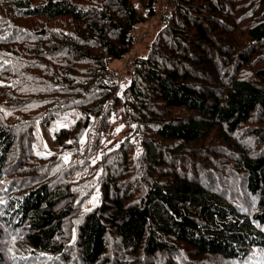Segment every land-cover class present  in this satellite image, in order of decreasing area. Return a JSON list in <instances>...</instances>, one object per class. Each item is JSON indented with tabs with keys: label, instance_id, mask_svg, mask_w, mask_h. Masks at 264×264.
<instances>
[{
	"label": "trees",
	"instance_id": "obj_1",
	"mask_svg": "<svg viewBox=\"0 0 264 264\" xmlns=\"http://www.w3.org/2000/svg\"><path fill=\"white\" fill-rule=\"evenodd\" d=\"M142 1L0 0V264H264V0H168L120 91Z\"/></svg>",
	"mask_w": 264,
	"mask_h": 264
},
{
	"label": "rangeland",
	"instance_id": "obj_2",
	"mask_svg": "<svg viewBox=\"0 0 264 264\" xmlns=\"http://www.w3.org/2000/svg\"><path fill=\"white\" fill-rule=\"evenodd\" d=\"M168 0H160L156 5V16L147 20V22L134 30L135 46L133 50L123 60L113 61L111 68L119 73L120 91L129 83V72L135 57H148L150 45L154 40L156 33L161 27V15L166 9ZM137 11L143 15H147V10L144 7L142 0H134ZM51 130L39 127L37 131V144L36 150L39 153L48 154L52 149V136ZM122 134L118 136L109 135L105 143L110 146L117 145L116 142L121 141Z\"/></svg>",
	"mask_w": 264,
	"mask_h": 264
}]
</instances>
